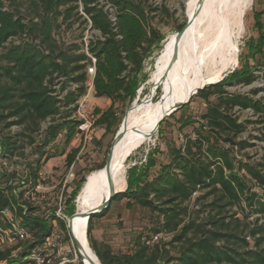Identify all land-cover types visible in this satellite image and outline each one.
<instances>
[{
  "label": "trees",
  "instance_id": "obj_1",
  "mask_svg": "<svg viewBox=\"0 0 264 264\" xmlns=\"http://www.w3.org/2000/svg\"><path fill=\"white\" fill-rule=\"evenodd\" d=\"M8 1L15 6L16 0ZM28 1L35 15L34 19L29 20L16 9L6 10L5 0H0V48L24 34L29 39L19 45L11 44L0 56V62L5 63L0 67V122L14 119L7 122V127L25 125L26 130L37 133L41 124L49 121L41 141L37 143L33 138L30 141L35 144L32 155H37L32 163L34 166L29 164L28 182L30 188H34L38 185V174L43 166L55 157L47 152L48 149L62 133H65L67 145L76 134L79 122L71 120V117L78 109V101L87 93V68L92 63L86 53L70 54L57 43L54 32L59 28L58 19L65 15V20H68L81 6L92 28L102 35L103 40L88 44V51L97 60L95 97L112 102L106 111L96 110L99 116L97 125L105 127L107 133L121 122L115 104L128 98L133 103L141 78L143 83L147 79L146 76L141 77L144 44L149 43L150 49L153 43H158L160 50L163 38L148 26L147 11L133 0H107L116 10L115 23L110 18V11L98 0ZM262 15H256L255 27L259 37L248 41V58L263 55ZM75 48L78 50V46ZM61 80V91H66L71 84L78 86L76 90L68 91L63 99L59 98L60 94L54 88ZM254 81L255 75L250 68L243 67L219 84L199 91L196 96L207 104L206 112L199 120H179L183 127L197 125L196 138H187L182 148H172L170 163L161 166L157 175L150 179L151 170L157 166L155 154L158 153L157 150L152 151L144 168L135 167L129 171L126 191L115 198L116 201H126L128 207L136 206L156 214L162 221L160 228L155 230L156 234L177 233L174 242L184 243L178 256L170 257L159 244L150 246L146 241L140 242L133 254H116L109 245L100 247L93 237V231L95 220L106 215L104 211L92 216L87 228L88 241L101 264H264V224L259 225V220L256 224L247 223L246 219L251 216L248 214L243 220L235 218L237 214L228 215V209L234 207L240 208L243 213L248 209L252 214L264 215V202L257 199V194L252 192L247 181L250 179L264 189V174L257 167L236 160L234 147L239 145L245 148L247 144L234 141L245 131V125L232 114L235 108L250 109L264 120V103L248 95L230 94L224 88L234 82L251 85ZM213 96L217 98L216 103L210 101ZM62 109L67 115L64 121ZM17 142L11 138L4 142L6 153L11 157L23 149L16 146ZM77 154V150L69 154L68 167L74 163ZM86 182V177L77 182L74 195L81 191ZM9 189L0 187V226L7 229L1 211L8 209L20 220V225L29 230L32 239L19 244L23 248L16 258H10L11 250L0 252V261L28 264L27 258L31 252L41 247L51 234L50 221L56 220L66 233L67 227L64 221L55 216L49 219L39 216L37 211L40 209L33 205L20 204L26 190L14 197L13 190L11 196L8 194ZM204 190L206 193L199 200L212 198L208 207L212 211L217 210L218 217L210 216L207 223L191 221L182 226L183 218L188 214L184 205L196 193ZM22 205L27 209L25 214ZM67 205L70 217L76 211L71 202ZM243 228L248 230V237L254 240V249H250ZM192 233L194 236L189 238Z\"/></svg>",
  "mask_w": 264,
  "mask_h": 264
},
{
  "label": "rangeland",
  "instance_id": "obj_2",
  "mask_svg": "<svg viewBox=\"0 0 264 264\" xmlns=\"http://www.w3.org/2000/svg\"><path fill=\"white\" fill-rule=\"evenodd\" d=\"M98 1L102 6L106 7V10L110 11V14H112L113 17L115 16L116 10L108 4L107 0ZM133 1L144 7L148 13V26L155 29L159 33V36L163 38L161 40L162 43L160 50L157 48L158 43H153L150 49L149 43L144 44L145 50L143 52L145 54V59L141 77L146 76L147 79L143 83L141 78L139 88L136 91V99L133 103L128 98L115 104V111L118 118L121 119V122L107 133L105 127L97 125L99 116L96 114V110L99 109L106 111L110 108L112 102L106 98L95 97L94 85L92 90H90L88 85L90 78L88 77V81L85 85L87 89L85 97H87L88 100L83 108V113L89 120L94 122V126L91 131L92 140L88 141L85 145L81 138V134L77 129L72 141L67 145L65 142V133H62L58 137L56 143L47 151L50 152V154L55 155V157L50 159L49 162L41 169V172L44 174V178L41 180L38 179V185H40L38 192L31 191V195L24 194L23 198L20 200V204L28 203L32 205V196H35L34 198L36 199L43 198V196H45L46 201L44 202L55 204V202H58V197H60L63 192V214L69 216L68 202H71V205L75 207V211H77L76 201L83 189L82 187L81 191L74 195L77 190V182L83 177L88 178L92 172L97 171L98 168L105 165L111 144L115 135L119 131L120 126L122 125V121L127 111L135 102L140 105L145 103L153 104L161 99L160 97H162L163 94L162 89L151 85L149 83V79L153 76L158 66V60L162 55L166 42L172 35L179 31L181 26L185 25L187 2L189 0ZM5 6L6 10H18L23 14V16L28 18V20L35 18L34 13L32 12L31 4L28 0H16L15 6H11L10 2L5 0ZM61 11L63 12L64 9H61ZM258 13H263L260 20L264 25V0H253L252 5L247 11L245 17V33L242 35L239 46L240 61L239 64L237 62L231 68L232 70L236 67V69L229 75L231 76L237 70H242L243 67H248L250 68L252 74L255 75V81L251 85L238 84L237 82H234L232 84H227L224 88L230 94L248 95L254 100H260L264 103V50L263 55L257 56L255 59L246 57L249 53L246 47L248 41L251 38L257 39L259 37L258 30L255 27L256 15ZM57 24L59 25V28L55 30L54 37L62 49L70 52V54L86 53L88 51V44L91 41L102 39L101 33L92 28V23L89 17L82 13L81 6L79 11H75L73 16L68 20H65V15H62L58 19ZM16 41L17 40L9 41L4 48H0V56L6 52V49L11 44H14ZM76 46H78V50L75 48ZM4 64V62H0V67ZM6 81L7 80H5V82ZM62 82L63 80L59 81L58 85L54 87L56 91L59 92L60 99H63L68 91L76 90L78 87L77 85L71 84V87H69L66 91H61ZM254 91L258 92L253 94ZM153 93H155V98L152 97ZM210 101L216 103L217 98L213 96L210 98ZM206 110L207 104L201 98L194 96L189 105L176 112L173 117L166 118L161 127V134L158 132L152 141L147 142L127 157V186L129 171L135 167L140 169L144 168L147 163V157L152 151L157 150L158 153L155 154L157 166L155 169L151 170L150 179L157 175L161 166L169 164L171 161L172 148H182L187 138H196L197 125L183 127L179 120L183 119L184 122L187 120H199ZM61 112H63L62 121H64L67 119L65 118L67 116L65 114V109H62ZM232 114L240 123L245 125V131L235 137L234 141L236 143L246 142L247 144V147L245 148H241L239 145L234 147L233 154L236 160L249 164L250 166L257 167L259 170H262V173L264 174V120L259 115H255L254 111L250 109L242 110L240 108H235ZM13 120L14 119H9L8 121L0 122V187L10 188L8 191L10 196L12 190H16L17 193L13 192V196L17 197L22 191L31 187L28 182L30 180L29 164L32 166V163H34L37 159V155H32L35 152V144H31V138H33L37 143L40 142L43 131L46 130L50 123L49 121L42 123L39 132L32 133L26 130L25 125L7 127V122H11ZM71 120L77 121V119L73 116L71 117ZM7 138L17 140L18 142L16 146L23 148L18 151V155L15 157H11L6 153L4 142ZM226 146L229 147L228 144H226ZM74 150H77L78 154L74 163L68 167L67 157ZM72 166L74 178L68 184V187L62 191L60 183L63 182L67 174H69ZM243 174L244 172L242 175ZM247 181L252 192L257 194V199L264 202V189L257 186L255 182L250 179H247ZM205 193L206 190L196 193L193 198L184 205L188 209V214L184 216L182 226L191 221H195L197 224L207 223L210 216H217V210L212 211L211 208L208 207V205L212 202V198L199 200V198L203 197ZM43 206L45 207L46 204H43ZM243 206L245 207V203H243ZM228 210V215L237 214L235 218H239L241 220L245 219L244 217L247 214L251 215L248 219H246L247 223L256 224V221L259 220V225L264 224V215L252 214L248 209H246V212L243 213V211L238 207H234L232 209L229 208ZM49 211L50 208L47 205L44 210L40 209L38 214L39 216L47 218L50 213ZM18 221L20 220L18 219ZM52 221H50V223ZM161 224L162 221L156 214L140 207H128L126 201L115 200L111 207L106 211V215L95 220L93 237L100 247L109 245L116 254H133L139 243L146 241L150 246L159 244L161 249L168 252L170 257H177L179 251L184 246V243L174 242V237L177 233L162 232L156 234L155 230L159 229ZM54 226H56V224H54ZM58 228V231H60L64 237V243L60 246L65 250L66 258L68 260L67 264H81V262H75L76 248L71 243V239H68V231L66 233L59 226ZM208 228L211 227L208 226ZM243 229L245 231L244 236H246L247 242L250 243V249H254V240L251 237H248V230L245 228ZM157 236L158 239H155ZM193 236L194 234L192 233L189 235V238H192ZM262 247H264V244ZM22 248L23 247L20 248L19 245H9L6 238L0 240V252L11 250L10 258H16ZM0 264L8 263L7 261H0ZM53 264H57V261L55 260Z\"/></svg>",
  "mask_w": 264,
  "mask_h": 264
},
{
  "label": "bare ground",
  "instance_id": "obj_3",
  "mask_svg": "<svg viewBox=\"0 0 264 264\" xmlns=\"http://www.w3.org/2000/svg\"><path fill=\"white\" fill-rule=\"evenodd\" d=\"M253 0H204L200 14L183 38L179 57L170 69L175 35L166 42L158 66L149 83L162 89L161 99L153 104L135 102L127 111L121 128L124 137L113 151L109 171L92 172L77 198L79 215L73 222V237L83 249L75 251V262L100 264L87 237L84 215L109 195L110 179L117 192L127 188V157L153 138H146L159 119L174 105L185 102L198 89L220 80L238 62L240 40L245 33V17ZM199 7V0L187 2L186 19ZM155 98V93L152 94Z\"/></svg>",
  "mask_w": 264,
  "mask_h": 264
},
{
  "label": "built area",
  "instance_id": "obj_4",
  "mask_svg": "<svg viewBox=\"0 0 264 264\" xmlns=\"http://www.w3.org/2000/svg\"><path fill=\"white\" fill-rule=\"evenodd\" d=\"M110 18L114 23L116 22V17L115 16L113 17L112 14H110ZM13 40H17L16 42H14V44L16 45L29 41L26 34H24L19 39L15 38ZM13 40H10V41H13ZM101 40H103V38ZM86 54L92 62L87 68V74H88V77L90 78L88 85H89L90 90H92V87L94 85V78L96 76L97 60L92 54L89 53V51H87ZM85 96L82 97L78 101L77 103L78 109L74 113L73 117L77 119V121L79 122L78 131L81 134V138L86 145L88 141L92 140L91 131L93 129L94 122L89 120L87 116H85V114L83 113V108L85 106V103L88 100V98ZM42 178H44V174L40 171L38 174V179L41 180ZM73 178H74V174H73V166H72V169L69 171V174H67L63 182L60 183V185L62 186V191L68 187V184L72 181ZM39 187L40 185H37L34 188L29 187L26 190L25 195H28V194L31 195L30 194L31 191L38 192ZM13 192L17 193L16 190H14ZM62 193L60 197H58V202H55V204H50V202H44L46 201L45 196L39 199H36L34 198L35 196H32L33 202H31V204L34 207H37L38 209H43V210L48 205V207L50 208V211H49L50 213L48 214L47 218L49 219L52 216H55V218L64 221L67 227L69 216H66L63 214V194ZM43 204H46V206L44 207ZM21 207L24 209V214L27 213L26 207L24 205H22ZM1 214L3 216L2 218L3 223L7 225V229H3L0 226V240L3 238H6L9 245L17 246L19 244L25 243L32 239V235L29 232V230L20 225V221H18L16 216L10 210L8 209L3 210L1 211ZM37 214H38V211H37ZM54 224H56V226H54ZM52 229L53 230L51 234L45 238L42 246L31 252L30 256L27 258V260L29 261L28 264H53L55 260L57 261V264H67L68 260L66 258L65 250L61 248L60 246L62 243H64V237L62 233L58 231L59 228H58V223L56 220L52 221ZM155 239H158V236Z\"/></svg>",
  "mask_w": 264,
  "mask_h": 264
},
{
  "label": "water",
  "instance_id": "obj_5",
  "mask_svg": "<svg viewBox=\"0 0 264 264\" xmlns=\"http://www.w3.org/2000/svg\"><path fill=\"white\" fill-rule=\"evenodd\" d=\"M203 4H204V0H199V7H198L196 13L193 14V16L191 18L186 19V23L183 26V28L176 33V35H175V41H174V52H173V58H172V61H171L170 69L174 66V64H176V62L178 60V57H179V50H180L181 42H182L183 38L185 37V35H186L187 31L189 30V28L194 24L195 20L197 19L198 15L200 14L201 7L203 6ZM239 61H240V51H239V54H238V64H239ZM235 69H236V67L234 69H232V70H229V71L225 72L222 75V77L220 78L219 81L214 82V83H210V84L206 85L204 88L210 87V86H213V85H216V84H219L226 77H228ZM204 88L198 89L194 94H192L189 97V99L187 101L182 102L180 104L174 105L173 108L170 111L166 112L164 114V116H162L159 119V121L157 122V125H156L155 129L151 133H149L146 136V138H154L156 136V134L159 132V129H160L163 121L166 118L171 117L173 114H175L179 110H181L185 105H187L192 100V98L194 96L197 95V93L199 91L203 90ZM126 115H127V113H126ZM126 115H125V117H126ZM125 117H124V119H123L122 122H124ZM123 137H124V129L121 128V126H120V129L117 132V134L115 135V138H114V140H113V142L111 144V148H110L109 154L107 156L105 165L103 167L104 169H106V171H109V169H110V164H111V161H112V155H113L114 148H115L116 144L123 139ZM109 182H110L109 195L105 199V201L102 202L101 204H99L98 206H94L93 208H91L90 211L86 212L85 214H82L87 219V225H88L89 220L91 219L92 216L98 215V214H101L104 211H107L111 207V205H112L113 201L115 200V198L120 194V192H117L115 190V187L112 184L111 179H110ZM78 215H79V213H78V211H76L75 214H73L72 216L69 217L68 223H67V231H68V235H69V237L71 239V243L74 245L75 248H77L78 250H80V249H83L82 245L76 240V238L73 237V222H74L75 218ZM96 258L98 259L97 256H96ZM92 264H93V262H92Z\"/></svg>",
  "mask_w": 264,
  "mask_h": 264
}]
</instances>
